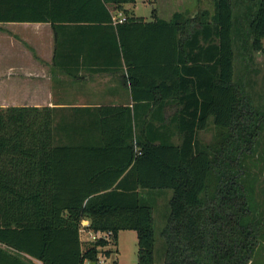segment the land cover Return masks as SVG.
<instances>
[{
	"label": "trees",
	"instance_id": "1",
	"mask_svg": "<svg viewBox=\"0 0 264 264\" xmlns=\"http://www.w3.org/2000/svg\"><path fill=\"white\" fill-rule=\"evenodd\" d=\"M211 1V13L166 21L154 8L153 21L112 25V12L135 0H0V22L52 23L55 59L70 25L112 27L135 101L79 108L87 126L51 107H0V264L95 263L107 242L84 246V220L115 245L119 231L135 230L138 264H264L254 171L264 172V113L236 74L239 43L249 60L264 56V0ZM153 56L165 65L145 63ZM167 104L174 114L158 115ZM204 130L215 131L212 142ZM258 155L262 164L249 163Z\"/></svg>",
	"mask_w": 264,
	"mask_h": 264
},
{
	"label": "crops",
	"instance_id": "2",
	"mask_svg": "<svg viewBox=\"0 0 264 264\" xmlns=\"http://www.w3.org/2000/svg\"><path fill=\"white\" fill-rule=\"evenodd\" d=\"M133 3H124L122 10L112 12V18L117 19L120 14L140 17L135 10V14L129 13ZM157 17L168 21L172 15L157 10ZM141 18L143 22L154 20L153 17ZM112 22V25L117 24ZM74 24L64 30V42L55 59L56 40L51 22H0V107H51L57 113L68 114L74 125L84 122L85 126L88 122L86 113L89 112L79 108L104 104L133 107L132 88L126 81L127 64L122 54L118 57L113 43L109 41H113L110 38L113 28L103 25L82 28L78 25L80 23ZM153 44L149 49L151 53L157 45ZM161 45L164 60L165 41ZM157 59L153 56L145 63L165 65V61L159 63ZM176 109V106L167 104L156 107L155 111L158 115H173ZM77 142L89 144L92 140ZM159 199L157 204L161 203ZM82 233L81 240L84 242Z\"/></svg>",
	"mask_w": 264,
	"mask_h": 264
},
{
	"label": "rangeland",
	"instance_id": "3",
	"mask_svg": "<svg viewBox=\"0 0 264 264\" xmlns=\"http://www.w3.org/2000/svg\"><path fill=\"white\" fill-rule=\"evenodd\" d=\"M6 1V0H2ZM129 13L143 17L145 19L152 18V11L154 8L162 13L173 15L175 11H181L187 14V16H194L203 10L213 11V2L211 0H135L131 5ZM135 10V13H134ZM251 51L248 47L242 48L239 43L236 49V74L237 79L243 81V87L245 94L250 95L252 98V105L264 113V56L260 52H253V59L249 60L248 56ZM251 55V56H252ZM251 59V58H250ZM201 139L205 143H210L215 138L214 130H204L200 134ZM256 156V158L248 159L249 163H260L263 160ZM263 170V168L261 169ZM259 170L255 166L254 171L259 173L258 178L256 174L253 175L257 179L256 197L260 204L261 219L264 218V172ZM165 197V196H164ZM160 198V202L156 204L154 208V217L157 230V244H156V259L158 260L161 254L162 238L160 231L165 225L164 215L167 213L168 202L167 198ZM262 234H264V229ZM82 237L84 240L88 238L87 231H83ZM87 242L84 241V246ZM118 258L116 264H138V238L135 230H121L118 233L117 239ZM259 251L264 255V244L259 246ZM161 264V260L157 261Z\"/></svg>",
	"mask_w": 264,
	"mask_h": 264
},
{
	"label": "built area",
	"instance_id": "4",
	"mask_svg": "<svg viewBox=\"0 0 264 264\" xmlns=\"http://www.w3.org/2000/svg\"><path fill=\"white\" fill-rule=\"evenodd\" d=\"M127 17L123 14H120L119 18L113 19L115 23L124 22ZM89 222L83 221L81 232L87 231L88 238L86 239L87 242H96L101 239L105 240L107 243L103 246H98V250H100L98 254V259L96 262H92L90 260H86L85 264H116V254L113 252L115 251L116 245L114 244L113 234L111 231H94L88 228ZM106 250H112V252L108 255Z\"/></svg>",
	"mask_w": 264,
	"mask_h": 264
}]
</instances>
